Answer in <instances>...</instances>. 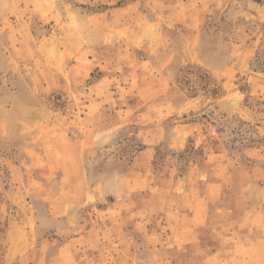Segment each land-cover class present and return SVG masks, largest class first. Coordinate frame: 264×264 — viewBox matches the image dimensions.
<instances>
[{"label":"rangeland","instance_id":"obj_1","mask_svg":"<svg viewBox=\"0 0 264 264\" xmlns=\"http://www.w3.org/2000/svg\"><path fill=\"white\" fill-rule=\"evenodd\" d=\"M0 264H264V0H0Z\"/></svg>","mask_w":264,"mask_h":264}]
</instances>
